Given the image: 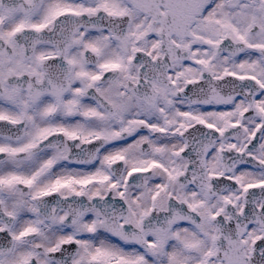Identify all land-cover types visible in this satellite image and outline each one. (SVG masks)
I'll list each match as a JSON object with an SVG mask.
<instances>
[{"label":"snow or ice","instance_id":"1","mask_svg":"<svg viewBox=\"0 0 264 264\" xmlns=\"http://www.w3.org/2000/svg\"><path fill=\"white\" fill-rule=\"evenodd\" d=\"M0 264H264V0H0Z\"/></svg>","mask_w":264,"mask_h":264}]
</instances>
